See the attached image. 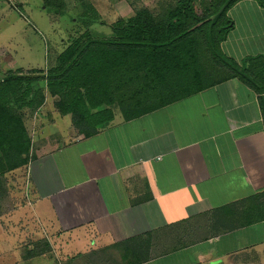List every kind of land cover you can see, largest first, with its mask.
<instances>
[{"label":"crops","instance_id":"0c3cea01","mask_svg":"<svg viewBox=\"0 0 264 264\" xmlns=\"http://www.w3.org/2000/svg\"><path fill=\"white\" fill-rule=\"evenodd\" d=\"M226 16L221 53L264 88V8L240 0ZM259 96L235 77L130 121L113 108L91 137L70 118L60 143L41 129L17 240L29 225L48 241L33 264H264Z\"/></svg>","mask_w":264,"mask_h":264},{"label":"trees","instance_id":"16d2710c","mask_svg":"<svg viewBox=\"0 0 264 264\" xmlns=\"http://www.w3.org/2000/svg\"><path fill=\"white\" fill-rule=\"evenodd\" d=\"M194 1L178 0L160 19L141 11L128 22L118 21L113 39H88L60 54L56 68L46 73L47 91L59 97L61 113L72 114L77 133L95 135L113 120L114 106L130 121L235 77L260 94L264 120V88L258 74L251 69L252 79L248 70L220 51L233 28L227 11L240 0H210L201 17ZM254 1L264 8V0ZM24 80L10 73L0 82V177L32 160L20 111L23 106L36 111L46 94L39 90L26 101L30 91L22 90ZM72 88L75 92L68 93ZM99 108L104 110L93 112Z\"/></svg>","mask_w":264,"mask_h":264},{"label":"rangeland","instance_id":"374dc122","mask_svg":"<svg viewBox=\"0 0 264 264\" xmlns=\"http://www.w3.org/2000/svg\"><path fill=\"white\" fill-rule=\"evenodd\" d=\"M177 2L178 0H0V82L6 75L14 73L27 79L21 83L22 90L28 88L30 91L26 101L33 95L37 97L39 90L46 94L43 104L36 111L32 112L26 106L20 111L30 138L32 159L33 154L39 150L38 147H41V143L36 140L41 129L42 143L44 139L50 145L51 140L53 142L55 139L60 143L70 126L69 118L73 119L71 113H61L62 109L57 105L59 97L50 96L47 91L46 73L56 68L60 54L71 45L82 44L88 39H113L114 25L118 21L128 22L141 11H147L153 18L160 19L169 9L176 7ZM209 2L210 0L194 1L198 17L206 15ZM75 89L72 88L68 93L75 92ZM20 98L23 97L19 96ZM113 108L119 110L116 106ZM100 110L104 108L93 112ZM64 117L66 119L63 121ZM28 165L0 177V264H33L37 255L51 251L48 241H45L46 245L41 240L34 241L30 237L32 231L26 230L29 225L23 227V232H26L25 240H17L19 229L15 219L25 222V218L24 215H17V209V214L13 209L21 205V212L25 214V210L33 204L28 195ZM26 204L29 207H25ZM11 214L13 216L9 217ZM7 218L13 220L6 221ZM8 236L14 239V243L7 240Z\"/></svg>","mask_w":264,"mask_h":264}]
</instances>
